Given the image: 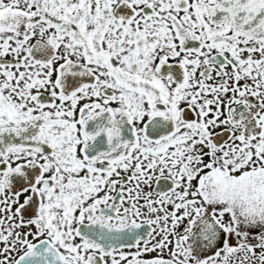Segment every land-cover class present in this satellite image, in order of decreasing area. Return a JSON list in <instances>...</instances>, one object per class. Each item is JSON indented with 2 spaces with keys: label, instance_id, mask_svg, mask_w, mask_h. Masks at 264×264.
Here are the masks:
<instances>
[{
  "label": "snow or ice",
  "instance_id": "snow-or-ice-1",
  "mask_svg": "<svg viewBox=\"0 0 264 264\" xmlns=\"http://www.w3.org/2000/svg\"><path fill=\"white\" fill-rule=\"evenodd\" d=\"M0 264H264V0H0Z\"/></svg>",
  "mask_w": 264,
  "mask_h": 264
}]
</instances>
